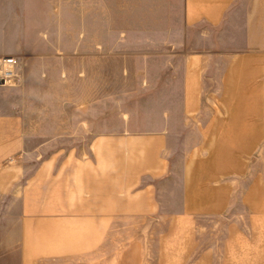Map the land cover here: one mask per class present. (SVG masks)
Returning a JSON list of instances; mask_svg holds the SVG:
<instances>
[{"label": "crops", "instance_id": "1", "mask_svg": "<svg viewBox=\"0 0 264 264\" xmlns=\"http://www.w3.org/2000/svg\"><path fill=\"white\" fill-rule=\"evenodd\" d=\"M79 1L86 4L84 11L78 9ZM128 2L134 5L133 15H127L131 13L126 6L121 11L126 10L124 19L134 23L119 35L150 37V50L179 51L185 100L201 97L198 90L205 80L199 70L205 67L201 53L218 48L210 37L230 35L244 44L233 50L264 52V0H120ZM93 3L0 0V56L21 60L18 85L0 87V254L17 251L19 264L95 250L114 219L155 211L158 185L167 186L165 182L174 177L169 157L175 141L170 133L178 128L168 105L157 109L167 120L155 124L161 134L154 137L129 131L87 135L83 140L61 138L62 132L76 131L78 116H86L81 125L86 132L105 128L109 120L103 118L102 126H97L89 119L92 90L78 95L72 88L67 93L62 88L80 75L83 61L93 69L94 44L79 42L90 34L88 22L92 24L93 18L88 5ZM67 37L70 42L64 43ZM191 83L201 85L192 96ZM172 94L167 89L162 100L173 99ZM79 98L90 101L89 107L88 102L83 111L74 112L71 103L67 107V101ZM49 100L55 103L53 111L43 106ZM193 111L184 107L186 115ZM48 115L53 122L46 120ZM66 116L71 117L69 123L63 121ZM47 132L61 134L46 139ZM172 185L171 181L170 190ZM79 234L87 236L78 238Z\"/></svg>", "mask_w": 264, "mask_h": 264}, {"label": "rangeland", "instance_id": "2", "mask_svg": "<svg viewBox=\"0 0 264 264\" xmlns=\"http://www.w3.org/2000/svg\"><path fill=\"white\" fill-rule=\"evenodd\" d=\"M92 6L88 5L93 18L92 24L88 22L90 34L79 42L94 44L93 69L83 61L80 75L62 88L66 93L72 88L78 95L92 90L89 119L97 126H102L103 118L109 120L105 128L86 132L81 126L86 116H78L76 131L47 132L46 139L61 134L62 139L83 140L87 135L129 131L154 137L161 134L155 124L167 120L157 109L168 105L178 128L170 133L175 141L169 157L174 177L165 182L167 186L158 185L155 211L114 219L95 250L35 264H264V52L233 50L244 44L230 35L210 37L218 48L201 53L204 84L191 83L189 89L192 96L201 86V97L187 102L182 98L185 69L179 51L150 50V37L119 35L134 23L124 19L127 13L121 6L131 13L133 3L94 0ZM85 7L78 2L79 10ZM141 21L147 22L137 23ZM167 89L173 99L162 100ZM67 102L77 112L90 101ZM43 106L56 108L53 100ZM186 106L193 108L192 114L184 113ZM53 118L48 115L46 120ZM63 118L71 121L70 116ZM0 264H19V253L0 254Z\"/></svg>", "mask_w": 264, "mask_h": 264}, {"label": "built area", "instance_id": "3", "mask_svg": "<svg viewBox=\"0 0 264 264\" xmlns=\"http://www.w3.org/2000/svg\"><path fill=\"white\" fill-rule=\"evenodd\" d=\"M21 60L0 56V87H15L20 79Z\"/></svg>", "mask_w": 264, "mask_h": 264}]
</instances>
